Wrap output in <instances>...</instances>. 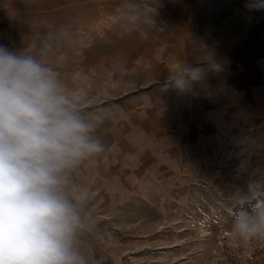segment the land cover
I'll return each instance as SVG.
<instances>
[{"label": "crops", "instance_id": "0c3cea01", "mask_svg": "<svg viewBox=\"0 0 264 264\" xmlns=\"http://www.w3.org/2000/svg\"><path fill=\"white\" fill-rule=\"evenodd\" d=\"M121 3L0 0V44L10 49L35 51L45 31L73 29L74 44L48 59L64 76L88 72L84 107L105 112L98 132L105 153L72 173L73 184L88 193L86 257L94 251L91 209L132 192L177 193L185 160L197 163L195 177H207L220 160L235 159L239 136V155L247 152L241 160H255L247 148L255 143L250 118L264 106V11L248 12L245 0H163L158 29L127 31L117 16ZM209 51L222 71L190 93L158 92L156 81L170 69L197 64ZM114 61L126 62L127 76L111 71Z\"/></svg>", "mask_w": 264, "mask_h": 264}, {"label": "clouds", "instance_id": "9594fccd", "mask_svg": "<svg viewBox=\"0 0 264 264\" xmlns=\"http://www.w3.org/2000/svg\"><path fill=\"white\" fill-rule=\"evenodd\" d=\"M163 6V0H122L120 26L158 29ZM244 8L264 11V0H245ZM75 40L73 29L61 25L45 31L35 51L0 44V264H89L83 251L88 193L73 184L72 173L105 153L98 132L106 116L102 108L84 107L88 72L64 76L48 59ZM111 71L123 78L129 69L114 61ZM220 71L209 51L197 64L170 69L157 90L190 93ZM227 211L232 238L264 240V183L249 180Z\"/></svg>", "mask_w": 264, "mask_h": 264}, {"label": "rangeland", "instance_id": "374dc122", "mask_svg": "<svg viewBox=\"0 0 264 264\" xmlns=\"http://www.w3.org/2000/svg\"><path fill=\"white\" fill-rule=\"evenodd\" d=\"M250 126L255 160H241L239 136L235 159L220 160L207 177H195L197 163L185 160L177 193L132 192L91 209L89 264H222L225 245L244 242L229 232L234 194L249 180L264 183V106Z\"/></svg>", "mask_w": 264, "mask_h": 264}, {"label": "built area", "instance_id": "2783aa9c", "mask_svg": "<svg viewBox=\"0 0 264 264\" xmlns=\"http://www.w3.org/2000/svg\"><path fill=\"white\" fill-rule=\"evenodd\" d=\"M222 264H264V240L226 244Z\"/></svg>", "mask_w": 264, "mask_h": 264}]
</instances>
